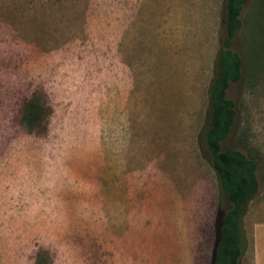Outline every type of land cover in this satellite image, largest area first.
<instances>
[{"label":"rangeland","instance_id":"374dc122","mask_svg":"<svg viewBox=\"0 0 264 264\" xmlns=\"http://www.w3.org/2000/svg\"><path fill=\"white\" fill-rule=\"evenodd\" d=\"M241 19L222 145L258 160L239 264H264V0ZM224 32V0H0V264H213L229 201L203 129ZM30 97L43 130L20 122Z\"/></svg>","mask_w":264,"mask_h":264},{"label":"trees","instance_id":"16d2710c","mask_svg":"<svg viewBox=\"0 0 264 264\" xmlns=\"http://www.w3.org/2000/svg\"><path fill=\"white\" fill-rule=\"evenodd\" d=\"M247 1L224 0L225 32L208 89L204 142L220 187L229 201L222 216L213 264H239V258L246 248L242 217L247 203L259 189L258 160L238 149L222 145L236 117L235 103L227 96V88L231 82L242 77L243 60L232 48V39L242 27L241 13ZM259 30L258 36L263 41L264 28L260 27ZM46 116L47 108L38 97L23 101L20 122L30 131L43 130Z\"/></svg>","mask_w":264,"mask_h":264}]
</instances>
